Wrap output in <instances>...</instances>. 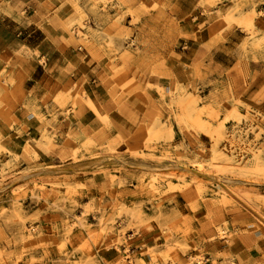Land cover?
Here are the masks:
<instances>
[{"label": "rangeland", "instance_id": "1", "mask_svg": "<svg viewBox=\"0 0 264 264\" xmlns=\"http://www.w3.org/2000/svg\"><path fill=\"white\" fill-rule=\"evenodd\" d=\"M81 2L62 8L70 40L89 44L86 20L102 12L130 40L106 64L121 125L83 80L58 90L53 113L50 94L23 103L41 133L16 149L0 135V264H264V0ZM149 47L181 50V73L162 71V54L148 69ZM3 77L13 126L25 91ZM70 105L103 127L73 129Z\"/></svg>", "mask_w": 264, "mask_h": 264}, {"label": "crops", "instance_id": "2", "mask_svg": "<svg viewBox=\"0 0 264 264\" xmlns=\"http://www.w3.org/2000/svg\"><path fill=\"white\" fill-rule=\"evenodd\" d=\"M68 2L69 0H0V73L7 80L12 76L20 90L25 91L19 98L16 110L19 122L10 126L0 119L2 144L11 149H16L20 141L37 137L41 133V123L28 113L23 103L50 94V109L53 113L55 108L58 110L53 101L54 96L70 80L74 82L83 80L82 85L92 105L100 114H105L109 109L112 125L114 128H120L116 106L108 95L113 81L109 79L106 64L110 57H120L123 48L130 47V40L124 39L121 35L122 28L114 27L113 18L105 12L96 15L91 13L92 16L86 20L87 24L99 30V35L90 33L89 44H80L77 38L70 40L64 27V20L74 10L71 7L62 10L69 4ZM81 3L86 6L89 0H82ZM133 27L136 38L139 32L137 26ZM83 31L90 32L89 29ZM111 38L115 43L112 47L108 45ZM23 44L38 50L40 55L33 61L23 55L19 56L21 54L16 55ZM94 53H98L99 58H96ZM159 54H162L164 61L167 62L166 66H161V70L168 72L178 68L176 64L173 68L170 67V59L178 61L184 55L176 47L163 52L149 47L146 58L148 69L153 66ZM7 55H13L12 62H7L5 59ZM178 70L181 73L179 68ZM103 78H107V82H104ZM151 78L163 87L170 86L173 81L169 74H159ZM68 108L72 111L67 121L73 129L84 127L98 130L103 127L93 109H85L80 116H76L73 107L70 105Z\"/></svg>", "mask_w": 264, "mask_h": 264}]
</instances>
